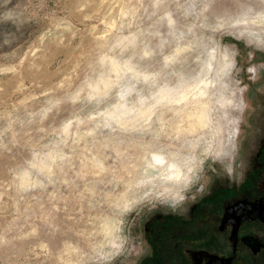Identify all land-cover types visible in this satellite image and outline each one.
Here are the masks:
<instances>
[{
	"label": "rangeland",
	"instance_id": "obj_1",
	"mask_svg": "<svg viewBox=\"0 0 264 264\" xmlns=\"http://www.w3.org/2000/svg\"><path fill=\"white\" fill-rule=\"evenodd\" d=\"M165 2L174 10L186 0ZM204 2L207 22L215 24L247 0H200L198 7ZM161 7L159 0H0V264L134 263L137 227L152 207L140 203L123 211L134 199L128 182L149 153L179 147L191 114L165 111L148 126L97 129L89 117L111 101L71 96L86 78L106 70L98 62L101 53L105 65L114 56L131 57L141 68L160 70L158 52L143 57V51L160 42L145 31H154L151 13L158 16ZM132 35L134 43L108 51ZM163 48L167 53V42ZM48 99L60 103L44 113ZM57 145L61 159L52 181L22 188L16 174L25 162ZM207 175L204 189L226 176ZM107 233L123 241L116 255ZM101 241L107 259L99 253Z\"/></svg>",
	"mask_w": 264,
	"mask_h": 264
},
{
	"label": "clouds",
	"instance_id": "obj_2",
	"mask_svg": "<svg viewBox=\"0 0 264 264\" xmlns=\"http://www.w3.org/2000/svg\"><path fill=\"white\" fill-rule=\"evenodd\" d=\"M199 2L186 0L170 10L165 0H159L160 14L151 13L157 17L150 26L154 31L146 30L145 35L160 42L143 51V57L158 52L160 70L141 68L131 57L121 60L114 56V63L105 65V53H101L98 62L106 70L86 78L71 96L73 101H111L89 117L96 121L97 129L148 126L165 111L191 114L179 147L170 153H149L141 170L128 182L134 199L125 201V213L140 203L183 213L187 200L194 201L203 193L202 181L208 179V172L226 175L229 180L243 179L241 126L256 111L255 94H264V0H247L235 15L215 24H209L205 16L209 4L198 7ZM224 35L231 41L225 42ZM135 40L132 35L108 51L117 46L123 50ZM58 103L48 99L42 111L48 113ZM56 149L36 152L25 162L16 174L22 188H42L52 181L61 159L58 145ZM106 238L112 255L118 254L122 239L113 233H107ZM104 243L101 241L99 253L107 259Z\"/></svg>",
	"mask_w": 264,
	"mask_h": 264
},
{
	"label": "flooded vegetation",
	"instance_id": "obj_3",
	"mask_svg": "<svg viewBox=\"0 0 264 264\" xmlns=\"http://www.w3.org/2000/svg\"><path fill=\"white\" fill-rule=\"evenodd\" d=\"M253 107L241 135L243 179L214 180L183 213L145 212L133 264H264V94Z\"/></svg>",
	"mask_w": 264,
	"mask_h": 264
},
{
	"label": "bare ground",
	"instance_id": "obj_4",
	"mask_svg": "<svg viewBox=\"0 0 264 264\" xmlns=\"http://www.w3.org/2000/svg\"><path fill=\"white\" fill-rule=\"evenodd\" d=\"M186 122V121H185ZM188 123V122H187ZM180 129H181V127H180ZM177 130H179V129H177ZM182 130V129H181Z\"/></svg>",
	"mask_w": 264,
	"mask_h": 264
}]
</instances>
